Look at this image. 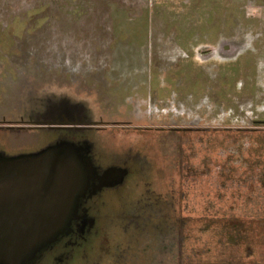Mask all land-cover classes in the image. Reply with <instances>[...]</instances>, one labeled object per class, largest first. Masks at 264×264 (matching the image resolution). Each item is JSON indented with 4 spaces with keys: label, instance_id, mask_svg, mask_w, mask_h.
<instances>
[{
    "label": "rangeland",
    "instance_id": "1",
    "mask_svg": "<svg viewBox=\"0 0 264 264\" xmlns=\"http://www.w3.org/2000/svg\"><path fill=\"white\" fill-rule=\"evenodd\" d=\"M60 116L116 169L55 262L264 264V0H0V152Z\"/></svg>",
    "mask_w": 264,
    "mask_h": 264
},
{
    "label": "water",
    "instance_id": "2",
    "mask_svg": "<svg viewBox=\"0 0 264 264\" xmlns=\"http://www.w3.org/2000/svg\"><path fill=\"white\" fill-rule=\"evenodd\" d=\"M3 154L0 264H28L71 229L94 168L71 142L15 157Z\"/></svg>",
    "mask_w": 264,
    "mask_h": 264
},
{
    "label": "flooded vegetation",
    "instance_id": "3",
    "mask_svg": "<svg viewBox=\"0 0 264 264\" xmlns=\"http://www.w3.org/2000/svg\"><path fill=\"white\" fill-rule=\"evenodd\" d=\"M76 119L73 120V122H76V124H79ZM42 121L45 122V120H43V119H42ZM53 122H56V124L55 125H50L49 127L52 128L50 130H55L57 132H63L60 135H58L57 139H55L53 142L50 141L45 146L40 147V148L36 149L35 151H24V152H18V153H13V154H5V155H3V157H15V156H17L19 154H25V153H29V152H32V153L39 152L40 150H43V149L48 148L50 146H54V145H57V144H60V143L68 142L70 140H68V138L66 137V135H68L66 133V131L72 130L71 128H73L75 126H80V125H75V126L70 125L72 120L71 119H66V117H64V116L54 117ZM76 128H79V127H76ZM93 168H94V166H93ZM110 169H116V168L108 167L107 169L103 170L100 173H97V170H95V168L92 169V170H89V173L92 174V176L94 175V179L93 180H96V182H97L96 183L95 181H93L92 183H90L89 182V178H88V180H87V189L89 190L90 187H91L92 191L95 190L91 194H94V192H96V189L98 191L99 190L101 191V189H102L101 186H107L108 184H110L113 181V179H112L113 178V174L107 176L106 179H108V180H104V176L106 175V172H108ZM89 173H88V176H89ZM105 188H107V187H103V189H105ZM92 197H93L92 195H89V197H87V195H86L84 197V199L82 200V202H80L81 207L83 208L84 205L89 200L92 199ZM86 219H87V217L79 219L76 216V218L72 221V224H71V233L62 234L58 238V240L55 243H53V246L51 245L48 248H46L45 250H43L42 251V253H43L42 255L43 256L41 255L42 256L41 262L45 263L46 261H51L52 260L50 264H61V260H63V259H59V260H57V262H55V260H54L55 259V255H52L54 253L53 248L58 247V248L65 249V248L71 247L72 245H71L70 241H68L69 238L70 237L72 238V235L76 234L77 230L81 229L82 226L84 227Z\"/></svg>",
    "mask_w": 264,
    "mask_h": 264
},
{
    "label": "trees",
    "instance_id": "4",
    "mask_svg": "<svg viewBox=\"0 0 264 264\" xmlns=\"http://www.w3.org/2000/svg\"><path fill=\"white\" fill-rule=\"evenodd\" d=\"M231 68H232L231 71L233 72L232 74H233L234 77H230V79H229L230 82H228V83L230 84L231 90H232L233 88H235V84H236V87H239L238 81L240 80V76H239L238 67L234 66V67H231ZM242 88H245V86H242Z\"/></svg>",
    "mask_w": 264,
    "mask_h": 264
},
{
    "label": "bare ground",
    "instance_id": "5",
    "mask_svg": "<svg viewBox=\"0 0 264 264\" xmlns=\"http://www.w3.org/2000/svg\"><path fill=\"white\" fill-rule=\"evenodd\" d=\"M113 171H108L106 172V175L104 176V180H108L106 179L108 175H112Z\"/></svg>",
    "mask_w": 264,
    "mask_h": 264
}]
</instances>
